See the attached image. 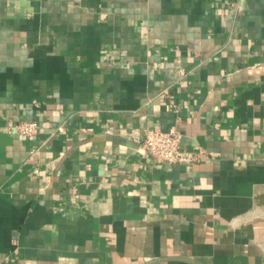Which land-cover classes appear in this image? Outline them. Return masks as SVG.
<instances>
[{
  "label": "crops",
  "instance_id": "0c3cea01",
  "mask_svg": "<svg viewBox=\"0 0 264 264\" xmlns=\"http://www.w3.org/2000/svg\"><path fill=\"white\" fill-rule=\"evenodd\" d=\"M0 264H264V0H0Z\"/></svg>",
  "mask_w": 264,
  "mask_h": 264
},
{
  "label": "built area",
  "instance_id": "2783aa9c",
  "mask_svg": "<svg viewBox=\"0 0 264 264\" xmlns=\"http://www.w3.org/2000/svg\"><path fill=\"white\" fill-rule=\"evenodd\" d=\"M180 75L185 72L178 70ZM36 121L20 120L8 126L9 133H17L21 136H33L38 132ZM182 133L175 127L162 129L158 126L145 129L140 137V148L148 153L156 161L167 164L193 161L199 158L198 152L184 150L181 146Z\"/></svg>",
  "mask_w": 264,
  "mask_h": 264
}]
</instances>
